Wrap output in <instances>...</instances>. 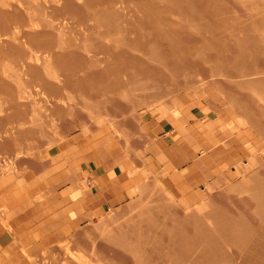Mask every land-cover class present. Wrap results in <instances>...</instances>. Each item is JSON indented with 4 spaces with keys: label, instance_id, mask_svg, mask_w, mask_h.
<instances>
[{
    "label": "rangeland",
    "instance_id": "rangeland-1",
    "mask_svg": "<svg viewBox=\"0 0 264 264\" xmlns=\"http://www.w3.org/2000/svg\"><path fill=\"white\" fill-rule=\"evenodd\" d=\"M261 81L264 0H0V180L48 178L83 135L128 144L129 128L196 108L231 153L216 176L191 199L145 173L131 204L83 225V264H264ZM71 241L39 264H79Z\"/></svg>",
    "mask_w": 264,
    "mask_h": 264
},
{
    "label": "crops",
    "instance_id": "crops-1",
    "mask_svg": "<svg viewBox=\"0 0 264 264\" xmlns=\"http://www.w3.org/2000/svg\"><path fill=\"white\" fill-rule=\"evenodd\" d=\"M195 111L142 124L138 139L131 127L128 144L105 129L93 138L83 135V156L62 148L48 178L1 179L0 264H39L44 256L53 259L58 245L72 247L71 240L70 251L83 264V225L131 204L136 188L146 186L145 173L155 172L158 180L164 175L173 194L193 199L194 187L216 176L218 161L231 154L220 147V126L208 129L217 119L204 121ZM149 149L154 154H145ZM62 258V264H78Z\"/></svg>",
    "mask_w": 264,
    "mask_h": 264
},
{
    "label": "bare ground",
    "instance_id": "bare-ground-1",
    "mask_svg": "<svg viewBox=\"0 0 264 264\" xmlns=\"http://www.w3.org/2000/svg\"><path fill=\"white\" fill-rule=\"evenodd\" d=\"M7 3H8V2H7ZM121 13H122V12H121ZM172 20H173V19H172ZM51 22H52V21H51ZM55 25H56V24H55ZM55 25H54V27H56ZM34 26H35V25H34ZM37 26H38V25H37ZM37 26H36V27H37ZM58 26H59V25H58ZM36 27H35V28H36ZM60 27H61V26H60ZM53 29H54V28H53ZM59 29H60V28H59ZM51 30H52V29H51ZM32 60H33V59H32ZM39 60H40V59H39L38 57H36V58L34 59V61L37 63V65H39V64H38V63H39ZM30 61H31V60H30ZM40 61H41V60H40ZM50 61H51V60H50ZM97 61H98V60H97ZM31 62H32V61H31ZM31 62H30V64L33 65V63H31ZM40 63H41V62H40ZM43 63H44V62H43ZM34 64H35V63H34ZM46 64H47V63H46ZM47 65H48V64H47ZM41 66H42V63H41ZM41 66H40V67H41ZM40 67H39V68H40ZM26 68H27V67H26ZM45 69H46V68H45ZM53 70H54V69H53ZM48 71H49V70H48ZM50 71H51V70H50ZM49 74H50V73H49ZM55 77H56V76H55ZM262 80H263V79H262ZM261 82L264 83L263 81H261ZM259 84H260V83H259ZM177 117H178V116H177ZM257 163H258V162H257ZM249 165H250V164H249ZM251 166H252V165H251ZM249 167H250V166H249ZM246 169H247V168H246ZM245 171H246V170H245ZM247 171H248V170H247ZM247 173H248V172H247ZM253 174H254V173H253ZM245 175H246V174H245ZM252 176H253V175H252ZM213 205H214V204H213ZM178 206H180V205H178ZM258 206H259V205H258ZM262 206H263V205H262ZM262 206H261V208H262ZM168 208H169V207H168ZM185 209H186V207H185ZM177 210H178V209H177ZM188 212H189V210L186 209V213H187V214H188ZM190 212H191V211H190ZM190 212H189V213H190ZM263 212H264V211H263ZM191 213H192V212H191ZM193 214H194V213H193ZM193 214H192V215L190 214L191 216L188 217L189 219H187L186 216H185V218H186L187 220H189V221H191L190 219H193V220L196 219L194 222L197 223V219H198L199 217L196 218L197 215H196V216L194 215V216H195V217H194ZM147 215H149V214H147ZM147 215H146V216H147ZM143 216H144V215H141V216H138V217H139V218H140V217L142 218ZM205 216H206V215H204V217H205ZM207 216H208V214H207ZM207 216H206V217H207ZM204 217H203V218H204ZM259 217H260V216H259ZM135 218H136V217H135ZM135 218H134V219H135ZM139 218H138V219H139ZM147 218H148V217H146V219H147ZM158 218H161V216H158V217H155V216H154V217H151V216H149V218H148V222H150L149 220H152V221L154 222V220L156 221V219H158ZM180 218H181V217H180ZM180 218H178V222H177V221H176V222L174 221V222H175V223H178V226H179V224H180V225H183V224L185 225V223H186L187 220L184 218V220H185V221H184L183 218H181V219L184 221V222L182 221V222H183V224H182ZM260 218H262V217H260ZM136 219H137V218H136ZM136 219H135V221H136ZM166 219H167V218H166ZM166 219H164V220H166ZM179 219H180V220H179ZM199 219H200V218H199ZM201 219H202V217H201ZM205 219H208V218H205ZM205 219H204V221H205ZM209 219H210V218H209ZM251 219H252V218H251ZM141 220H142V219H141ZM161 220H162V219H161ZM168 220H171V219L168 218ZM138 221H139V220H138ZM138 221H137V223H138ZM142 221H143V220H142ZM189 221H188V222H189ZM201 221H202V220H201ZM130 222H132V220H131ZM139 222L141 223V221H139ZM145 222H147V220H146ZM168 222H169V221H167L163 226H164V227L168 226V224H169L171 221H170L169 223H168ZM179 222H180V223H179ZM188 222H187V223H188ZM194 222L192 221V223H194ZM198 222H199V220H198ZM206 222H207V221H206ZM247 222H248V221H247ZM249 222H250V221H249ZM254 222H255V221H254ZM133 223H134V222H133ZM133 223H132V224H129V225L134 226ZM137 223L135 222V224H137ZM140 223L138 224L139 226L141 225ZM143 223H144V222H143ZM172 223H173V222H172ZM175 223H173V224L175 225L174 227H178V226H176ZM187 223H186V224H187ZM196 223L194 224V225H195V228H196V226L198 225V224H196ZM209 223H210V222H209ZM145 224H146V223H145ZM149 224H150V223H149ZM152 224H154V223L151 222V225H152ZM170 224H171V223H170ZM170 224H169V225H170ZM173 224L171 225V227L173 226ZM203 224H204V223H203ZM129 225H128V227H129ZM139 226H137V227H139ZM154 226H156V225H154ZM198 226H199V225H198ZM198 226H197V228H198ZM210 226H211V225H210ZM210 226H209V227H210ZM254 226H255V225H254ZM130 227H131V226H130ZM134 227H136V226H134ZM179 227H180V226H179ZM183 227H184V226H183ZM207 227H208V226H207ZM209 227H208V228H209ZM211 227H212V226H211ZM211 227H210V228H211ZM208 228H207V229H208ZM246 228H247V227H246ZM248 228H249V227H248ZM261 228H262V227H261ZM135 229H136V228H135ZM207 229H206V230H207ZM251 229H252V227H251ZM151 230H152V229H151ZM208 230H209V229H208ZM208 230H207V231H208ZM252 230H253V229H252ZM252 230H251V231H252ZM209 231H210V230H209ZM204 232H205V231H204ZM246 232H247V231H246ZM261 232H262V231H261ZM166 233H167V232H166ZM204 234H205V233H204ZM220 234H221V233H220ZM250 234H251V233H250ZM139 235H140V234H139ZM142 235H143V234H142ZM251 235H252V234H251ZM117 236H118V235H117ZM134 236H135V235H134ZM248 236H249V235H248ZM247 238H248V237H247ZM247 238H246V239H247ZM250 238H251V237H250ZM202 239H203V238H202ZM248 239H249V238H248ZM205 240H206V239H205ZM212 240H213V239H212ZM139 241H140V240H139ZM233 242H234V241H233ZM164 243H165V242H164ZM214 243H215V242H214ZM259 243H260V242H259ZM203 244H204V242H203ZM220 245H221V244H220ZM260 245H261V244H260ZM260 245H259V246H260ZM236 246H237V245H236ZM257 246H258V244H257ZM262 246H263V245H262ZM262 246H261L260 248H262ZM182 248H183V247H182ZM153 249H154V248H153ZM258 249H259V248H258ZM262 249H263V248H262ZM149 250H151V249H149ZM197 250H198V249H197ZM216 250H217V249H216ZM235 250H236V249H235ZM244 250H245V249H244ZM157 251H158V249H156L155 253H157ZM98 252H99V251H98ZM261 252H262V251H261ZM198 253H199V252H198ZM245 253H246V252H245ZM250 253H251V252H250ZM258 253H259V252H258ZM150 254L152 255V253H150ZM219 254H220V253H219ZM181 255H182V254H181ZM250 255H251V254H250ZM243 256H244V255H243ZM156 257H157V256H156ZM217 257H218V256H217ZM241 258H242V257H241ZM153 259H154V258H153ZM195 259H196V258H195ZM197 259H198V258H197ZM210 259H211V258H210ZM212 259H213V258H212ZM83 260H85V259H83ZM207 260H208V259H207ZM208 261H209V260H208ZM199 262H200V261H199ZM100 263H101V262H100ZM191 263H192V262H191Z\"/></svg>",
    "mask_w": 264,
    "mask_h": 264
}]
</instances>
